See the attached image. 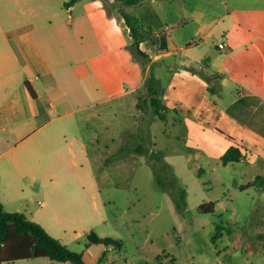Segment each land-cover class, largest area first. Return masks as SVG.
I'll return each instance as SVG.
<instances>
[{
	"label": "crops",
	"instance_id": "0c3cea01",
	"mask_svg": "<svg viewBox=\"0 0 264 264\" xmlns=\"http://www.w3.org/2000/svg\"><path fill=\"white\" fill-rule=\"evenodd\" d=\"M66 1H0V150L5 149L0 201L5 210L17 201L28 207L24 199L37 189V178H54L69 153L87 163L84 181L94 177L88 143H101V130L113 134L120 109L133 115L136 93L149 77L163 91L161 102L177 110L190 156L216 170L224 165L222 154L236 144L248 151L237 163L264 171V0H144L125 7L154 30L156 40L138 44L148 58L135 54L115 0H94L77 16L79 0L69 7ZM21 8L28 14L24 20L17 18ZM221 41L227 48L219 49ZM190 68L218 71L219 90L210 94L207 81ZM113 142L109 138L108 145ZM25 178L32 181L26 185ZM259 189L264 191L262 185ZM42 214L35 209L36 218L26 215L35 221ZM256 228V238L263 240L264 219ZM44 258L7 264L68 262Z\"/></svg>",
	"mask_w": 264,
	"mask_h": 264
},
{
	"label": "rangeland",
	"instance_id": "374dc122",
	"mask_svg": "<svg viewBox=\"0 0 264 264\" xmlns=\"http://www.w3.org/2000/svg\"><path fill=\"white\" fill-rule=\"evenodd\" d=\"M93 1L79 0L74 15ZM23 10L19 20L28 17ZM147 86L148 81L136 93L133 115L120 109L113 134L101 130L103 141L88 143L94 177L84 181L87 163L69 153L54 178H37V189L24 199L28 207L17 201L6 209L22 208L28 216L32 210L43 211L35 221L81 252L87 264H264V243L256 238L264 219V191L259 189L264 176L247 189L236 187L264 171L237 162L215 170L190 156L180 116L153 106ZM18 151L26 150L19 146ZM209 200L214 210L200 211L199 205ZM91 231L112 237L113 247L88 242Z\"/></svg>",
	"mask_w": 264,
	"mask_h": 264
},
{
	"label": "trees",
	"instance_id": "16d2710c",
	"mask_svg": "<svg viewBox=\"0 0 264 264\" xmlns=\"http://www.w3.org/2000/svg\"><path fill=\"white\" fill-rule=\"evenodd\" d=\"M78 0H67L64 5L69 7ZM144 0H115L121 5V15L124 18L126 25L129 28L130 35L132 36L131 46L135 50V54L148 58V56L138 48L141 40L151 38L156 40L154 30L141 23L140 19L130 10L125 7H130L141 3ZM193 73L202 76L208 83V92L214 94L221 86V74L213 69L206 71H198L191 69ZM147 92L151 95V103L156 108L160 107L164 110H172L177 113V110L170 109L157 98L159 93L158 84L152 77L148 78ZM163 91H160L162 95ZM247 150L239 145L231 144L228 149L222 154L220 160L222 164L229 162H237L242 156L247 155ZM262 175H257L253 183L262 182ZM159 182V181H157ZM249 182L244 185V188L250 186ZM178 209L182 206L180 203L176 204ZM199 210L202 212H211L214 210L213 202H205L199 205ZM217 229V227H216ZM218 232V230H217ZM215 235L213 236V239ZM88 242L103 243L105 245H113L115 240L109 236H99L94 231L88 235ZM105 254V251L102 255ZM48 257L54 261L70 262L72 264H87L81 252H76L67 247L58 239L52 237L41 224L28 218L24 212L20 211H7L3 203L0 201V264H7L16 260L27 258ZM101 258V257H100Z\"/></svg>",
	"mask_w": 264,
	"mask_h": 264
},
{
	"label": "built area",
	"instance_id": "2783aa9c",
	"mask_svg": "<svg viewBox=\"0 0 264 264\" xmlns=\"http://www.w3.org/2000/svg\"><path fill=\"white\" fill-rule=\"evenodd\" d=\"M218 47H219V49H225V48H227V45L224 41H221L218 43Z\"/></svg>",
	"mask_w": 264,
	"mask_h": 264
},
{
	"label": "water",
	"instance_id": "95a60500",
	"mask_svg": "<svg viewBox=\"0 0 264 264\" xmlns=\"http://www.w3.org/2000/svg\"><path fill=\"white\" fill-rule=\"evenodd\" d=\"M204 61H206V62L210 61V57L204 58Z\"/></svg>",
	"mask_w": 264,
	"mask_h": 264
}]
</instances>
